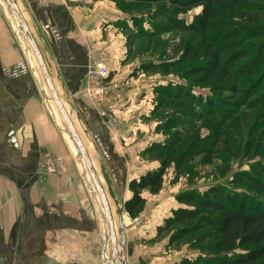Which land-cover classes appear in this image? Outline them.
Here are the masks:
<instances>
[{
	"label": "crops",
	"instance_id": "crops-1",
	"mask_svg": "<svg viewBox=\"0 0 264 264\" xmlns=\"http://www.w3.org/2000/svg\"><path fill=\"white\" fill-rule=\"evenodd\" d=\"M14 3L26 13L104 192L111 189L127 203L130 183L155 168L143 160L148 149L144 83L129 81L121 18L108 0ZM103 60L115 90L100 101L90 95L89 71ZM34 82L31 68L2 67L0 59V264H59L69 248L82 244L87 249V239L99 228L78 153L74 156ZM48 157L63 159L62 176H40V163Z\"/></svg>",
	"mask_w": 264,
	"mask_h": 264
},
{
	"label": "rangeland",
	"instance_id": "rangeland-1",
	"mask_svg": "<svg viewBox=\"0 0 264 264\" xmlns=\"http://www.w3.org/2000/svg\"><path fill=\"white\" fill-rule=\"evenodd\" d=\"M108 1L113 14L121 18L118 27L126 56L123 64L126 70H129V81L132 84L144 83L142 102L146 105L144 131L148 149L143 155V160L147 168L155 170L162 167L164 160L168 164L159 192L154 195L149 191L143 193L146 206L140 216L134 218L129 216L125 208L127 199L125 196L114 195L108 188L105 192L111 207L116 238L120 244V213L124 218L127 263L182 264L183 261L204 263L221 258L222 255L235 257L246 253L243 249L226 253L217 243V233L208 227H201L188 235L180 234L179 226L173 225L163 231L161 229L171 217L172 210L180 208L176 197L183 192L193 190L204 193L209 188L219 185L233 193L251 191L255 194L243 176L246 173H257V167L264 166V84L259 83L264 81V34L261 33L259 38L252 39L246 37V34L255 32L256 29L253 27L264 23V0H240L246 6L257 9L251 16L253 18L251 22L235 19L239 15L230 16L231 24L226 31L240 33L235 41L237 47L239 50L247 49L250 54L249 59L242 62L261 63L252 78L243 79L239 95L232 100L226 99L229 104L223 115L204 113L195 103L172 100L161 94L170 86H181L196 99L206 100L212 97L211 88L214 82L205 80L204 83L203 79L192 71L200 63L204 64V45L208 43V35L180 32L164 23L158 15L172 17L177 15L170 9L166 12L167 9H163L162 6ZM20 9L26 19V13L21 7ZM199 13L200 10H195L177 18L190 24ZM15 19L5 1L0 0L2 67L3 64L5 67L10 65L14 70L21 72L31 68L36 80L35 88L37 86L35 84H38V92L45 102L47 100L46 104L52 118L62 130L73 154L78 153L52 100L22 28ZM221 32L214 30L209 36L212 37V45L224 54L228 52L225 46L227 39ZM190 54H198L202 58L191 60L188 58ZM35 70L39 79L35 76ZM255 88L257 89L253 95L248 96ZM208 139L216 140L212 148L199 145ZM75 158L87 184L92 187L101 214L104 215L100 196L90 179L91 175L84 160L79 155ZM174 159L175 162H172ZM61 163V169L53 176L55 178L66 172L62 158ZM100 178L104 181L103 174H100ZM97 218L99 228L94 237L87 239L88 248L82 244L69 248L64 256L58 259L59 264H106L102 260L104 225L100 216ZM136 219H140L138 223L134 222Z\"/></svg>",
	"mask_w": 264,
	"mask_h": 264
},
{
	"label": "trees",
	"instance_id": "trees-1",
	"mask_svg": "<svg viewBox=\"0 0 264 264\" xmlns=\"http://www.w3.org/2000/svg\"><path fill=\"white\" fill-rule=\"evenodd\" d=\"M117 1L126 4L162 6L163 9H167L166 12H169V9L173 10V14L177 16L200 10V13L193 18L190 24L179 20L177 16L158 15V17L180 32L208 35V43L204 45V64L200 63L192 71L194 74L199 75L204 83L205 80L214 82V86L211 88L213 95L206 100L203 98L196 99L185 88L170 86L162 91L161 94L164 97L176 101L184 100L195 103L207 114L223 115L229 104L226 99L232 100L239 95L243 79L252 78L261 63L260 61L257 63L242 62L244 59H249L250 54L247 49L239 50L237 47L235 41L240 33L227 32L232 20L230 16L239 15L238 18H234L246 22L253 21L251 16L257 9L246 6L240 0ZM254 28L256 31L246 34V37H250V39L259 38L261 33L264 34V23ZM214 30L222 31L221 33H223L225 39L228 40L225 43L227 53L219 52L212 45V37L209 35ZM188 58L197 60V58L202 57L198 54H190ZM259 83L264 84V81L262 80ZM256 89L251 90L252 92L248 96L253 95ZM215 144L216 140L208 139L207 142H202L199 145L203 147L211 146L212 148ZM175 160H172V162H175ZM167 166L168 164L164 160L162 167L158 170L148 172L139 180L130 183L129 190L132 193V198L125 204L129 216L134 218L144 212L146 199L143 197V193L149 191L154 195L159 192L163 185ZM257 169V173H246L243 176L244 181L253 188L255 194H252L251 191L233 193L218 185L209 188L204 193L190 190L176 197L180 208L172 210L171 217L166 220L161 231L174 225L181 228L180 234L188 235L198 231L201 227H208L217 233V243L226 253H232L239 249L246 251V253L235 257L222 255L221 258L209 262L191 263L183 261L182 264H264V166H258Z\"/></svg>",
	"mask_w": 264,
	"mask_h": 264
},
{
	"label": "water",
	"instance_id": "water-1",
	"mask_svg": "<svg viewBox=\"0 0 264 264\" xmlns=\"http://www.w3.org/2000/svg\"><path fill=\"white\" fill-rule=\"evenodd\" d=\"M8 8L12 11L13 15L18 20L23 34L28 42V45L30 49L32 50L34 57L38 63L39 69L45 79L46 86L51 94L52 100L54 104L56 105V108L58 109L67 129L70 133V136L72 137L79 153L82 159L86 162L87 168L90 172L93 184L95 189L101 188L100 180L98 177V174L96 173V169L94 167V164L92 162V159L79 135L77 132L61 98L59 97L55 86L53 84L52 78L49 74V71L47 69L46 63L44 61L43 55L39 49L38 44L36 43V40L32 34V31L26 22V19L24 18L21 10L19 7L12 1V0H4ZM88 191L90 193L91 202L93 205L94 210L97 212V214L100 216L101 221L104 225V232H105V240H104V246H103V252H102V260L106 262V264H128L127 263V255H126V247H127V240L125 235V226H124V218L120 213V220H119V226H120V235H121V244L117 240L115 236V230L114 225L109 223L108 215L104 211V215L101 214V211L97 205V202L95 201V195L92 192V187L88 184ZM103 253L105 255H103Z\"/></svg>",
	"mask_w": 264,
	"mask_h": 264
},
{
	"label": "built area",
	"instance_id": "built-area-1",
	"mask_svg": "<svg viewBox=\"0 0 264 264\" xmlns=\"http://www.w3.org/2000/svg\"><path fill=\"white\" fill-rule=\"evenodd\" d=\"M89 78L92 82L90 95H93L98 100L107 97L113 90V86L109 80L111 78V71L105 60L96 63L89 71ZM62 167L61 158L48 157L40 163L39 174L42 178H50L56 175ZM140 219L134 222L138 223Z\"/></svg>",
	"mask_w": 264,
	"mask_h": 264
},
{
	"label": "bare ground",
	"instance_id": "bare-ground-1",
	"mask_svg": "<svg viewBox=\"0 0 264 264\" xmlns=\"http://www.w3.org/2000/svg\"><path fill=\"white\" fill-rule=\"evenodd\" d=\"M12 12V11H11ZM15 17V16H14ZM16 18V17H15ZM16 21H18L17 19H15ZM19 23V22H18ZM20 25V24H19ZM36 71V70H35ZM34 71V72H35ZM76 128V127H75ZM77 130V129H76ZM78 132V131H77ZM70 134V133H69ZM72 138V137H71ZM72 141H73V139H72ZM74 142V141H73ZM74 145H75V143H74ZM75 147H76V145H75ZM76 150H77V152H78V155H79V157H81L80 156V153H79V151H78V149H77V147H76ZM82 158V157H81ZM85 162V161H84ZM84 164V163H83ZM85 164H86V162H85ZM87 166V165H86ZM91 179V178H90ZM97 192H98V195L100 196V199H101V202H102V205H103V208H104V211L107 213V215H108V220H109V223H110V225L111 224H113L114 225V230H115V224H114V220H113V217H112V212H111V207H110V204L108 203V199H107V197H106V194H105V192H104V189L101 187V188H98L97 189ZM115 236H116V230H115Z\"/></svg>",
	"mask_w": 264,
	"mask_h": 264
}]
</instances>
